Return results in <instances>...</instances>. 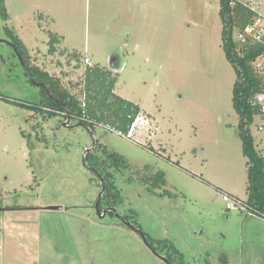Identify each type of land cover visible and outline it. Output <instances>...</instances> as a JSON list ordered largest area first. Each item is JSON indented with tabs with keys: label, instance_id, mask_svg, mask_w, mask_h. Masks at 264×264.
Masks as SVG:
<instances>
[{
	"label": "rangeland",
	"instance_id": "rangeland-1",
	"mask_svg": "<svg viewBox=\"0 0 264 264\" xmlns=\"http://www.w3.org/2000/svg\"><path fill=\"white\" fill-rule=\"evenodd\" d=\"M254 1L264 17V0ZM5 6L32 66L82 100L83 59L108 69L114 62L115 93L139 105L150 122L144 116L130 137L112 124H95L92 132L76 120L67 126L63 114L45 107L15 49L2 42L11 38L0 14V264H168L123 226L122 216L176 264H264V220L227 211L221 196L248 198L221 0H5ZM50 33L61 37L52 54ZM257 124L251 131L259 152ZM94 141L127 160L126 168H110L95 153L109 163L114 196L122 197L107 204L117 213L105 217L94 208L101 184L90 167L102 168L84 161ZM159 172L166 185L146 181Z\"/></svg>",
	"mask_w": 264,
	"mask_h": 264
},
{
	"label": "trees",
	"instance_id": "trees-1",
	"mask_svg": "<svg viewBox=\"0 0 264 264\" xmlns=\"http://www.w3.org/2000/svg\"><path fill=\"white\" fill-rule=\"evenodd\" d=\"M0 14L5 25H7V34L11 38L17 54L28 69L30 81L37 84L46 97L45 107L63 113L65 118L71 117L73 120L80 121L86 128H95V124H112L121 131L129 133L135 118L141 113V110L139 105L115 93L119 72L99 65L87 68L85 73L86 92H84L86 97L85 102H83L79 99V96L64 88L60 79L39 67L31 65L28 50L14 30L8 26L10 16L5 6V0H0ZM220 16L223 24L222 47L227 60L236 73L233 105L239 116L237 131L242 143L243 155L247 159V200L264 214V157L257 151L251 131L256 113L252 106V98L261 88V82L252 66V62L261 53V50L258 46H254L250 49H244L243 53L239 50V43L233 37L235 31L244 29L252 23L257 14L242 4L231 6L229 0H221ZM50 37L49 52L52 54L56 51L55 47L60 44L61 37L52 33H50ZM77 56L73 54V58H77ZM117 69L119 71L120 68ZM112 72H115L116 75ZM84 103L86 104L85 107H83ZM82 118L85 120H81ZM106 154L107 160L112 166L117 168L127 167L126 158L120 154L108 152ZM146 181L152 182L157 187L166 185L165 174L162 172L146 179ZM108 188V195L103 198L104 202L118 205L122 197L114 196L116 193L115 182H108Z\"/></svg>",
	"mask_w": 264,
	"mask_h": 264
},
{
	"label": "built area",
	"instance_id": "built-area-1",
	"mask_svg": "<svg viewBox=\"0 0 264 264\" xmlns=\"http://www.w3.org/2000/svg\"><path fill=\"white\" fill-rule=\"evenodd\" d=\"M231 6L242 4L243 6L249 8L254 13L257 14V17L254 19L252 23L247 25L244 29L238 30L234 32V40L239 43V50L241 52L244 49H250L252 47L258 46L261 50V53L253 60L252 66L258 75L259 81L261 82L260 90L253 96L252 98V106L255 113V121L258 122L256 125V130L260 135L259 142L264 145V17L261 16L253 4H257V1L254 0H229ZM244 53V52H243ZM83 65L86 68L94 67L92 60L89 57H85L83 59ZM85 94L83 102H85ZM86 104H83L85 107ZM135 122H133L128 137L133 136L137 127L136 123L140 122L142 125L145 123V120L142 116H138L135 118ZM254 121V123H255ZM143 122V123H142ZM253 123V124H254ZM141 125V126H142ZM121 134V133H119ZM264 148L263 150H259V154L264 157ZM222 199L226 205L227 211H238L244 215V217L248 218H261L264 220V214L260 212L259 209L253 207L248 200H243L237 196H234L228 192L221 191Z\"/></svg>",
	"mask_w": 264,
	"mask_h": 264
},
{
	"label": "flooded vegetation",
	"instance_id": "flooded-vegetation-1",
	"mask_svg": "<svg viewBox=\"0 0 264 264\" xmlns=\"http://www.w3.org/2000/svg\"><path fill=\"white\" fill-rule=\"evenodd\" d=\"M15 51H16V49H15ZM16 53H17V51H16ZM19 56V55H18ZM20 57V56H19ZM115 68V70H112V69H109V70H112V71H118V67H114ZM27 74V76L30 78V76L28 75V73H26ZM61 114H63V113H61ZM64 115V114H63ZM140 115V114H139ZM138 115V116H139ZM65 116V115H64ZM137 116V117H138ZM65 118V117H64ZM71 119V120H73L71 117H68V118H65V119H67V121H68V119ZM81 120H85L84 118H82ZM67 121H66V123H67ZM77 121V120H76ZM78 122V121H77ZM78 126H83L81 123H80V121L78 122V124H77ZM67 126H69V123H67ZM85 127V126H84ZM88 128V127H87ZM91 130V132L94 130V128H90ZM105 150V151H104ZM96 151H98V152H101V154H104L105 156H106V158H107V150L102 146V145H100L98 142H96V141H94V144H93V146L92 147H90V148H87L86 149V151H85V155H84V161H85V164L86 165H88V162H89V160H91V165L90 166H92V165H97L98 164V166H99V168H102V169H100L101 170V172L100 171H98V169H96V168H94L93 166L92 167H90V169L94 172V173H96V176H97V178L99 179V181H100V184H101V191H100V195L102 194V197H101V200L99 201V198H100V195H99V197H98V200H97V202H96V204L94 205V208L96 209V211L98 212V214L100 215V216H103V217H105L106 215H108V214H116L117 213V211H116V209H115V207H113V206H108L105 202H104V200H103V198L106 196V195H108V190H109V188H108V182H110V181H112V179H111V177H112V173H110V171L109 170H107L108 168H107V166L106 165H108L109 163H107L105 160L103 161H100V157H98L99 158V160H98V158L97 157H95L96 155L98 156V153L97 154H95L96 153ZM96 163V164H95ZM107 163V164H106ZM109 167L111 168L112 167V165H110L109 164ZM104 169H105V171H104ZM104 176H105V178H104ZM108 181V182H107ZM112 182H115V180H113ZM97 203H99V206H97ZM104 211L106 212V214H104ZM121 222H122V224H123V226H125V227H128V228H130V229H132L133 231H135L138 235H140L141 237H142V241H144V243H146L147 245H148V247H150V249L153 251V252H155L160 258H162V259H164L165 261H166V263H168V264H176L174 261H172L171 260V257H170V255H169V253H168V255H166V254H164L163 252H161L157 247H155L151 242H150V240H149V238L145 235V233L142 231V229H141V227L138 225V224H136L135 223V221H132V220H127L126 218H125V216H122V220H121ZM143 235H145V239L143 238ZM162 247V246H161Z\"/></svg>",
	"mask_w": 264,
	"mask_h": 264
},
{
	"label": "water",
	"instance_id": "water-1",
	"mask_svg": "<svg viewBox=\"0 0 264 264\" xmlns=\"http://www.w3.org/2000/svg\"><path fill=\"white\" fill-rule=\"evenodd\" d=\"M2 42L6 43V44H9L11 47H13L15 49V46H14V44L12 42H7L6 40H2ZM19 59H20L22 65H23L26 73H28V75H29V72H28V69H27L25 63L22 61V59L20 57H19ZM112 64L113 65L110 66V69L115 70L114 67H115L116 64L114 62ZM70 122H71V119L69 118L68 121H67V123H70ZM101 197H102V194L100 195L99 201L101 200ZM97 206H99V203H97ZM49 209H52V210H60V211L64 210L63 207H53V208H49ZM104 214H106L105 211H104ZM101 217H103V216H101ZM143 238L145 239V235H143Z\"/></svg>",
	"mask_w": 264,
	"mask_h": 264
},
{
	"label": "crops",
	"instance_id": "crops-1",
	"mask_svg": "<svg viewBox=\"0 0 264 264\" xmlns=\"http://www.w3.org/2000/svg\"><path fill=\"white\" fill-rule=\"evenodd\" d=\"M17 34V33H16ZM17 36H18V34H17ZM19 37V36H18ZM91 59V58H90ZM92 60V59H91ZM141 109H142V107H141ZM143 110V109H142ZM142 113H144V111H141ZM146 113V112H145ZM142 115V114H141ZM145 116V115H144ZM144 116L142 115V117L144 118ZM146 117V116H145ZM146 119H147V121H149L150 122V120H148V118L146 117ZM148 122V123H149ZM150 124V123H149ZM143 126V125H142ZM136 132V131H135ZM244 218H246V217H244ZM250 217H248V218H246V219H249Z\"/></svg>",
	"mask_w": 264,
	"mask_h": 264
}]
</instances>
